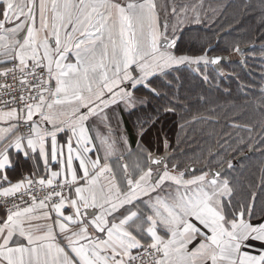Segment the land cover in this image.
I'll return each instance as SVG.
<instances>
[{"label":"snow or ice","instance_id":"6c2138e0","mask_svg":"<svg viewBox=\"0 0 264 264\" xmlns=\"http://www.w3.org/2000/svg\"><path fill=\"white\" fill-rule=\"evenodd\" d=\"M202 6L0 0V264H264V160L245 178L243 146L184 159L152 139L186 82L247 66ZM255 105L232 126L264 133V83Z\"/></svg>","mask_w":264,"mask_h":264},{"label":"trees","instance_id":"16d2710c","mask_svg":"<svg viewBox=\"0 0 264 264\" xmlns=\"http://www.w3.org/2000/svg\"><path fill=\"white\" fill-rule=\"evenodd\" d=\"M262 0H227L221 11L212 20L214 31H222L224 41L239 42L241 47L251 46L244 52L247 57V66H242L240 60L227 55L228 59L222 62L224 76L213 73L217 79L214 82L201 81L186 82L181 88L183 106L178 114H164L152 132L155 141L157 133L161 139L169 138L172 148L179 157L187 159L201 152L207 154L209 150L220 153V157L226 155L238 156L233 149L243 146L246 158L240 160L238 174L245 178L258 179L259 165L264 156L260 151L248 154V144L260 148L259 141L264 133L257 128L250 134L243 127H233V123L244 125L252 123L260 118L256 111L255 102L259 97L261 84L262 64L259 55L261 45H264V23L261 22ZM211 21V22H212ZM210 22V23H211ZM211 35V33H209ZM253 45L255 55H252ZM251 85L252 87H247ZM203 96L205 99L201 100ZM137 113L129 116L126 114L128 130L135 134L134 125L137 123ZM186 121L191 122L184 132L181 125ZM230 130V131H229ZM259 133V135L257 134ZM228 134L242 135L238 143L227 141ZM241 141H244L241 145ZM247 152V154H245Z\"/></svg>","mask_w":264,"mask_h":264},{"label":"rangeland","instance_id":"374dc122","mask_svg":"<svg viewBox=\"0 0 264 264\" xmlns=\"http://www.w3.org/2000/svg\"><path fill=\"white\" fill-rule=\"evenodd\" d=\"M226 1L227 0H202V5L203 6L202 7H198V10L201 11L202 14L206 13L207 17L209 18V22H211L215 18V16H217L218 13L221 11V9H222V7H223V5L225 4ZM181 2L189 3V4H197L198 6L201 4V0H181ZM231 57L235 58L237 60L241 59V57L236 55V54H232ZM241 136L242 135L228 134L227 135V141H229V144L230 143H233V144L238 143V139ZM249 136L252 137L251 134H248L247 138H249ZM245 154H247V152ZM234 163H235V161H234Z\"/></svg>","mask_w":264,"mask_h":264},{"label":"water","instance_id":"95a60500","mask_svg":"<svg viewBox=\"0 0 264 264\" xmlns=\"http://www.w3.org/2000/svg\"><path fill=\"white\" fill-rule=\"evenodd\" d=\"M243 49H244V52L246 51V50H248L249 48H251V46H243L242 47ZM228 59V56L226 55V59H225V61ZM250 153H252V151H248V154H250Z\"/></svg>","mask_w":264,"mask_h":264},{"label":"crops","instance_id":"0c3cea01","mask_svg":"<svg viewBox=\"0 0 264 264\" xmlns=\"http://www.w3.org/2000/svg\"><path fill=\"white\" fill-rule=\"evenodd\" d=\"M124 121H125V127L128 128V122H127V118H126V114H124Z\"/></svg>","mask_w":264,"mask_h":264},{"label":"built area","instance_id":"2783aa9c","mask_svg":"<svg viewBox=\"0 0 264 264\" xmlns=\"http://www.w3.org/2000/svg\"><path fill=\"white\" fill-rule=\"evenodd\" d=\"M10 82V81H9Z\"/></svg>","mask_w":264,"mask_h":264}]
</instances>
